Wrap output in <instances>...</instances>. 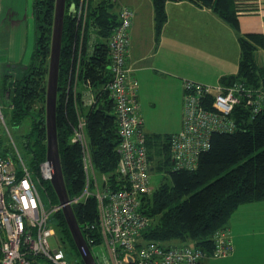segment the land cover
<instances>
[{"label":"trees","instance_id":"obj_1","mask_svg":"<svg viewBox=\"0 0 264 264\" xmlns=\"http://www.w3.org/2000/svg\"><path fill=\"white\" fill-rule=\"evenodd\" d=\"M81 1L66 2L57 103L59 151L69 198L80 195L86 182L82 147L72 142L78 111L87 120V135L95 168L107 173L112 182L117 181L120 156L115 100L106 88L112 76L108 41L119 23L120 5L117 0H89L82 27L71 13L73 6L80 5ZM87 1L82 2L84 8ZM152 1L156 28L160 32L167 20L166 3L179 0ZM192 1L211 8L238 31L239 15L254 10L244 0ZM55 3L56 0H34L36 43L32 61L28 67L18 70L17 76L9 72L5 74L4 91L0 94L1 99L11 102L15 121L32 118V133L28 134L26 146L33 152V166H38L47 158L45 102ZM239 39V71L225 77L222 82L232 84L243 81L249 87L264 90V65L258 58L259 50L264 48V35L240 34ZM87 91L92 92L95 98L90 106L84 104ZM37 101L42 102L40 108L35 105ZM232 116L237 123L236 130L214 132L211 147L201 154L195 170L175 168L170 135H146L151 171L164 173L165 177L158 187L143 197L142 212L151 219L143 232L145 240L165 245L193 244L212 252L215 232L228 229L234 248L228 227L233 211L243 203L264 199V107L253 115L240 104ZM34 134L36 136L32 140ZM160 141L163 144L161 149L153 151L155 143ZM48 191L52 200L58 202L52 185ZM73 209L86 239H89L86 226L96 225L91 236L100 242L96 198L89 197L75 204ZM53 224L62 240L70 241L72 251L79 255L62 211L55 213Z\"/></svg>","mask_w":264,"mask_h":264},{"label":"built area","instance_id":"obj_2","mask_svg":"<svg viewBox=\"0 0 264 264\" xmlns=\"http://www.w3.org/2000/svg\"><path fill=\"white\" fill-rule=\"evenodd\" d=\"M82 2L73 6L71 13L83 27L87 5L84 8ZM133 17L130 6L120 4L119 23L108 41L112 76L106 88L115 100L120 138L117 181L112 182L107 173L95 168L87 120L78 111L72 142L82 147L86 182L81 194L70 198L68 203L73 207L89 197L97 200L100 242L91 236L96 225L86 226L89 239L84 236L96 264H201L209 256H229L234 248L228 229L215 232L212 252L193 244L165 245L143 238L151 219L141 207L143 197L153 187L138 81L131 76L129 63ZM78 76L77 72L76 91ZM94 101V94L87 91L84 104L90 106ZM240 104L253 115L259 113L264 107V90L249 87L243 81L215 85L185 81L182 129L169 137L175 168L195 170L201 154L210 149L214 132L235 131L237 123L232 114ZM3 128L10 140L3 138ZM52 179L53 170L47 158L38 166L26 164L8 128L0 97V264H70L53 224L55 213L62 211L65 204L52 200L48 191ZM38 182L50 196V207L44 204ZM52 237L56 239V247L50 244Z\"/></svg>","mask_w":264,"mask_h":264},{"label":"crops","instance_id":"obj_3","mask_svg":"<svg viewBox=\"0 0 264 264\" xmlns=\"http://www.w3.org/2000/svg\"><path fill=\"white\" fill-rule=\"evenodd\" d=\"M33 2L0 0V94L5 74L13 71L16 76L32 61L36 43ZM244 2L254 10L239 15L240 31L211 8L179 0L166 3L167 20L158 32L152 0H117L134 12L129 63L131 76L138 81L146 135L165 137L182 129L185 81L215 85L238 73L240 34L264 35V0ZM258 58L264 65V48ZM162 145L160 141L154 147ZM228 227L234 253L220 259L207 257L201 264H264V199L239 205Z\"/></svg>","mask_w":264,"mask_h":264},{"label":"water","instance_id":"obj_4","mask_svg":"<svg viewBox=\"0 0 264 264\" xmlns=\"http://www.w3.org/2000/svg\"><path fill=\"white\" fill-rule=\"evenodd\" d=\"M67 0H56L53 22L49 73L46 90V136L47 160L53 170L51 184L57 194L60 204H65L62 212L66 218L75 245L84 264H96L91 248L77 221L73 207L68 203L69 195L63 174L58 142L57 103L59 91L60 61L63 43V31Z\"/></svg>","mask_w":264,"mask_h":264},{"label":"rangeland","instance_id":"obj_5","mask_svg":"<svg viewBox=\"0 0 264 264\" xmlns=\"http://www.w3.org/2000/svg\"><path fill=\"white\" fill-rule=\"evenodd\" d=\"M86 5L88 6V1L86 2ZM34 12V7H33ZM35 17V15H34ZM50 62V58H49ZM10 73V72H9ZM17 76V75H16ZM3 104L5 105V113H6V122L8 125V128L11 131V134L15 140V143L19 149V152L21 153L22 157L24 158L27 165L30 167H33V152L30 148L26 146V140L28 139V134L32 133V118L27 117L24 118L22 121H15L13 118L14 110L10 108V101L8 99L2 98ZM41 101L35 102V105L39 108L41 107ZM45 117H46V102H45ZM46 120V119H45ZM18 122V123H17ZM36 134L32 135V140ZM3 138L5 140H10V136L7 133V130L3 128ZM47 141V140H46ZM153 151H159L160 149L153 147ZM164 173L158 172V171H151V185L153 188H156L159 186L160 182L164 179ZM38 188L40 190V194L42 196V199L44 201V204L46 207L51 206V200L50 196L47 193V190L45 189L44 185L40 182L37 183ZM50 186V184H48ZM57 233V232H56ZM61 234H57V237L60 241V243L63 246V249L65 250L67 254V258L71 264H82V260L80 259L81 255L74 253L72 250V243L70 241L64 242L60 236ZM50 244L52 247L57 246V242L55 237L50 238ZM192 245V244H191ZM72 248V249H71Z\"/></svg>","mask_w":264,"mask_h":264},{"label":"clouds","instance_id":"obj_6","mask_svg":"<svg viewBox=\"0 0 264 264\" xmlns=\"http://www.w3.org/2000/svg\"><path fill=\"white\" fill-rule=\"evenodd\" d=\"M89 245V244H88Z\"/></svg>","mask_w":264,"mask_h":264}]
</instances>
